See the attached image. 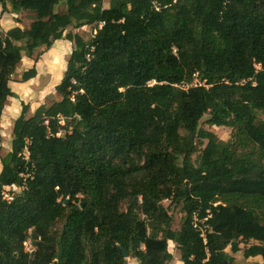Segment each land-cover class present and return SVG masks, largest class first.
Segmentation results:
<instances>
[{
  "label": "trees",
  "instance_id": "trees-1",
  "mask_svg": "<svg viewBox=\"0 0 264 264\" xmlns=\"http://www.w3.org/2000/svg\"><path fill=\"white\" fill-rule=\"evenodd\" d=\"M103 4L0 0L32 16L0 31V118L22 58L72 44L60 99L29 118L23 105L0 158V264H128L123 249L168 264L169 242L181 264H240L227 248L264 264V0ZM86 26L87 41L64 34ZM204 116L230 138L201 129ZM12 186L24 188L7 203Z\"/></svg>",
  "mask_w": 264,
  "mask_h": 264
},
{
  "label": "rangeland",
  "instance_id": "rangeland-1",
  "mask_svg": "<svg viewBox=\"0 0 264 264\" xmlns=\"http://www.w3.org/2000/svg\"><path fill=\"white\" fill-rule=\"evenodd\" d=\"M108 0H104V7H107ZM57 11L64 10L63 7L57 8ZM4 15V16H3ZM8 18V21L2 29L12 26V21L15 19L11 16H6L4 13H1L0 7V25L2 18ZM20 24L18 27L21 29H26L29 27L32 16L29 13L22 12L20 16L16 19ZM93 29L86 26L80 29L67 28L64 34L71 32L73 34H78L84 41L89 40ZM64 41V40H63ZM54 44L51 49L42 53L43 49H39L37 54L34 55L32 59L23 57L21 63L17 66L14 75L12 76V81L9 83V88L13 92L14 97L10 98L3 109L2 116L0 118V158L4 157L10 151V145L12 140V125L14 120L21 114L22 106L27 105L26 118H29L33 115L34 111L41 105L49 106L51 103L56 102L60 99V96L56 92L55 88L59 84L62 75L66 69L67 61L69 59L72 44H69V49L64 51V53H58L54 50ZM32 67L36 70V76L24 83L20 82L21 75L24 71L31 69ZM30 82V83H28ZM10 105H12L10 107ZM9 109V110H8ZM13 110V113H12ZM12 117V118H11ZM258 117L264 121V114L259 113ZM207 116H204L200 123L199 127L205 131L211 132L217 140L227 141L230 138L231 129L220 127L215 128L209 126L205 123ZM168 202H163V206L167 207ZM170 212V210H169ZM173 213V229L176 230L179 228L181 218L183 214L179 209L172 211ZM252 244V243H251ZM26 249L29 248V245H25ZM240 248H243V245H240ZM168 251L172 255V260L168 264H181L180 256L177 248L172 242L168 243ZM226 252L230 258L240 264H255L260 262V258H250L243 259L242 253L232 254L229 248L226 249ZM128 264H136L135 260L128 258Z\"/></svg>",
  "mask_w": 264,
  "mask_h": 264
},
{
  "label": "built area",
  "instance_id": "built-area-1",
  "mask_svg": "<svg viewBox=\"0 0 264 264\" xmlns=\"http://www.w3.org/2000/svg\"><path fill=\"white\" fill-rule=\"evenodd\" d=\"M101 26H102V24H100L98 26V29H100ZM95 33H96V30H93L92 31V35H95ZM87 60L88 61L90 60V56H87ZM72 83H74V82L72 81ZM71 101H73V98H71ZM60 121H61V119H60ZM60 124H62V121L60 122ZM63 134H64V131H60L59 133H57L56 136L59 137V136H62ZM23 155L25 156V158H27L28 151H27L26 148L24 150ZM21 177H23V176L21 175ZM23 188H24L23 186H21V187L12 186V187L6 188V189H4L2 191V198L7 203H10L13 200V198L15 197L16 193L21 191ZM165 202H167V201H165ZM205 221H206V219H204V220H200L199 219L197 212H194L192 214V216H191V225H192L193 229L199 233V235L202 238L204 244L206 243L205 230L208 229L207 226L205 225ZM25 245H29L30 246L29 248L27 247V249L25 247L26 251H28V252L33 251V248L31 247L29 240L26 241ZM202 264H204V263H202Z\"/></svg>",
  "mask_w": 264,
  "mask_h": 264
},
{
  "label": "crops",
  "instance_id": "crops-1",
  "mask_svg": "<svg viewBox=\"0 0 264 264\" xmlns=\"http://www.w3.org/2000/svg\"><path fill=\"white\" fill-rule=\"evenodd\" d=\"M6 16H11V17H13L14 19H15V21H12V26H9V27H7V28H4V29H2V31L3 32H6L7 30H9V29H11V28H14V27H18L20 24L18 23V21L16 20L17 18H18V16H20V13L19 14H11V13H4ZM4 16V15H3ZM8 19H9V17L8 18H2V21H1V24L2 25H0V27L1 28H3V26L5 27V25H6V23H7V21H8ZM16 25H18V26H16ZM20 28V27H19ZM69 44H70V42H68V41H63V40H59V41H56V42H54V50L57 52H59V53H64V51H67L68 49H69ZM57 52V53H58ZM10 99V98H9ZM8 99V100H9ZM7 100V101H8ZM2 116V115H1ZM0 169H1V166H0Z\"/></svg>",
  "mask_w": 264,
  "mask_h": 264
},
{
  "label": "water",
  "instance_id": "water-1",
  "mask_svg": "<svg viewBox=\"0 0 264 264\" xmlns=\"http://www.w3.org/2000/svg\"><path fill=\"white\" fill-rule=\"evenodd\" d=\"M122 255H123L124 259H126V260L129 258L128 253L125 249L122 250Z\"/></svg>",
  "mask_w": 264,
  "mask_h": 264
},
{
  "label": "bare ground",
  "instance_id": "bare-ground-1",
  "mask_svg": "<svg viewBox=\"0 0 264 264\" xmlns=\"http://www.w3.org/2000/svg\"><path fill=\"white\" fill-rule=\"evenodd\" d=\"M31 81V80H30ZM28 83H30V82H28ZM12 105H10V107H11ZM13 107V106H12ZM5 110V109H4ZM9 110V109H8ZM12 113H13V110H12ZM12 118V117H11Z\"/></svg>",
  "mask_w": 264,
  "mask_h": 264
}]
</instances>
